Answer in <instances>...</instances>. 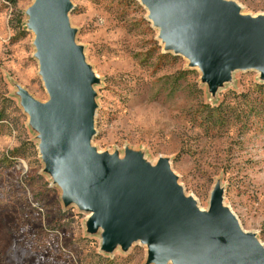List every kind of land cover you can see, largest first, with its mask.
I'll list each match as a JSON object with an SVG mask.
<instances>
[{"label":"rangeland","instance_id":"374dc122","mask_svg":"<svg viewBox=\"0 0 264 264\" xmlns=\"http://www.w3.org/2000/svg\"><path fill=\"white\" fill-rule=\"evenodd\" d=\"M264 19V0H216ZM35 0H0V264H159L151 245L106 242L93 214L67 202L47 160L44 123L31 107L51 99L41 75ZM72 44L86 71L94 158L162 164L183 199L213 219L227 213L264 257V75L200 66L169 50L141 0H69ZM163 264H173L168 259Z\"/></svg>","mask_w":264,"mask_h":264},{"label":"water","instance_id":"95a60500","mask_svg":"<svg viewBox=\"0 0 264 264\" xmlns=\"http://www.w3.org/2000/svg\"><path fill=\"white\" fill-rule=\"evenodd\" d=\"M68 1L35 0L31 11L51 101L30 108L44 123L46 157L67 202L94 214L107 243L149 244L159 264H264L227 213L215 208L209 219L183 199L164 164L133 176V159L118 165L90 153L87 74L68 30ZM141 1L164 29L167 49L203 68L212 83L227 79L225 68L264 75V19L241 18L216 0Z\"/></svg>","mask_w":264,"mask_h":264},{"label":"trees","instance_id":"16d2710c","mask_svg":"<svg viewBox=\"0 0 264 264\" xmlns=\"http://www.w3.org/2000/svg\"><path fill=\"white\" fill-rule=\"evenodd\" d=\"M7 2L8 3H10L11 4V6H15L16 5V2H17V0H7ZM262 88V90H264V87H261Z\"/></svg>","mask_w":264,"mask_h":264},{"label":"bare ground","instance_id":"6f19581e","mask_svg":"<svg viewBox=\"0 0 264 264\" xmlns=\"http://www.w3.org/2000/svg\"><path fill=\"white\" fill-rule=\"evenodd\" d=\"M94 215V214H93Z\"/></svg>","mask_w":264,"mask_h":264}]
</instances>
